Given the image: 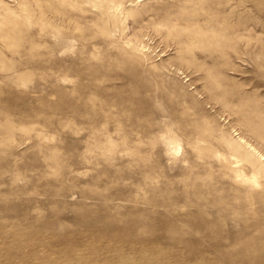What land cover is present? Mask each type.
Segmentation results:
<instances>
[{"label": "rangeland", "instance_id": "rangeland-1", "mask_svg": "<svg viewBox=\"0 0 264 264\" xmlns=\"http://www.w3.org/2000/svg\"><path fill=\"white\" fill-rule=\"evenodd\" d=\"M0 264H264V0H0Z\"/></svg>", "mask_w": 264, "mask_h": 264}]
</instances>
